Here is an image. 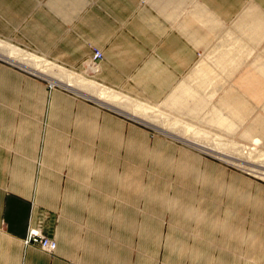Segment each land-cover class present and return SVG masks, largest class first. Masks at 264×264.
I'll return each instance as SVG.
<instances>
[{
    "label": "crops",
    "instance_id": "obj_1",
    "mask_svg": "<svg viewBox=\"0 0 264 264\" xmlns=\"http://www.w3.org/2000/svg\"><path fill=\"white\" fill-rule=\"evenodd\" d=\"M2 39L14 47L0 44V264H137L135 233L151 240L153 199L128 164L137 147L146 154L145 144L168 140L132 106L146 114L171 97L178 105L214 95L211 69L247 79L255 97L264 93V0H0ZM237 39L246 52H232ZM15 47L84 77L100 49L93 79L102 87L55 82L56 70L45 79L9 61L30 62L12 54ZM232 93L219 107L225 127ZM234 93L241 120L251 108ZM251 126L256 140L264 137L263 122ZM225 178L223 213L194 200L198 215L176 213L177 264H248V254L263 264L264 184L249 197ZM199 208L214 218H199ZM31 226L55 238L54 253L25 245Z\"/></svg>",
    "mask_w": 264,
    "mask_h": 264
},
{
    "label": "rangeland",
    "instance_id": "obj_2",
    "mask_svg": "<svg viewBox=\"0 0 264 264\" xmlns=\"http://www.w3.org/2000/svg\"><path fill=\"white\" fill-rule=\"evenodd\" d=\"M0 41L3 44L10 45L5 42V39ZM242 43L243 41L237 39V42L235 41L232 45V52H238L239 54L240 52H246L247 49L243 50L241 47ZM97 51L101 50L94 48L93 56L88 60L89 62L84 64L83 68L91 78L84 77L80 71H76L77 74H71L62 69H55L54 65L48 63L46 59L43 60L37 55L24 52L16 47L11 48L12 54L21 56L24 54L26 56H23L26 58L28 55L34 56L40 59L41 63L37 64V62L30 61L25 64L10 59L9 61L35 72L45 79H48L47 72L56 70L55 73L59 79L54 80L55 82H72L71 87L77 90L84 85L95 90L97 85H101L93 79L94 73L98 70L91 65L92 63L99 65L104 57L102 51V58L97 57ZM209 72L215 75V78L209 79L210 84L215 85L214 87L210 86L214 88V95L189 96L184 100V103L178 105L175 104L174 97H171L169 103L153 104L157 107L156 110L147 111L146 114V111L137 110L132 106L133 112L139 116V118L137 117L139 120L143 121V118L146 117L147 120L159 123V126L151 125L154 129L153 133L168 140L165 143L153 141L145 144L146 154L143 153L141 147H137L136 158L128 164V166L135 168L138 174V182L146 183V186L151 185L153 199L151 240L141 238L139 229L135 233L134 246L137 264L142 262L146 264H177L176 249L171 247L175 240L170 238L171 236L174 238L179 226L176 213L183 210L187 216L198 215L191 205L193 200L197 203L203 202V204L207 201L212 205L216 203L217 209L220 213H223L224 200L227 199L223 192L225 176L226 181L232 182L233 185L245 187L249 192V197L257 191V183L264 184V137H259V140H256L254 132H252L254 126H251L257 121L264 123V93L258 97L248 93L247 83L249 82L247 79L241 83L239 78L225 79L224 72L222 75L214 69ZM66 76L71 80L65 79ZM49 85L50 87L53 86L51 83ZM229 92H233L232 126L225 127L221 124L223 120L218 117V112L221 111L219 107L223 106V97ZM234 92H239L251 108L248 111V116L241 120L235 114L234 109L241 100ZM127 98L132 103L144 105L142 101ZM195 100H198V107L195 102L191 104ZM183 104H185L184 107ZM195 107L199 110H195ZM190 108H193V110H189ZM222 113L226 118L229 117L226 110H223ZM181 156L184 157V163L180 165L184 169L183 173H181L182 168H179L178 164ZM238 198H240V195ZM181 200L190 205L182 207L180 205ZM184 209L186 210L184 211ZM199 212L204 214L201 217L199 216L201 219L205 217L212 220L210 216L214 215L211 212L203 211L201 208H199ZM147 243L150 245V255L149 253H146V255L143 253L145 245L146 250L149 248ZM248 249L250 252V248ZM252 257L254 256L248 254V264L253 262ZM259 257L264 261V255H259Z\"/></svg>",
    "mask_w": 264,
    "mask_h": 264
},
{
    "label": "built area",
    "instance_id": "obj_3",
    "mask_svg": "<svg viewBox=\"0 0 264 264\" xmlns=\"http://www.w3.org/2000/svg\"><path fill=\"white\" fill-rule=\"evenodd\" d=\"M97 57L102 58L101 51H97ZM95 55V56H96ZM93 65V66H92ZM92 67L96 69L95 67L98 66L96 63H92ZM25 245H36L45 252L48 253H54L57 249V241L46 235L40 227L37 226H31L28 230V233L26 237L24 238Z\"/></svg>",
    "mask_w": 264,
    "mask_h": 264
},
{
    "label": "bare ground",
    "instance_id": "obj_4",
    "mask_svg": "<svg viewBox=\"0 0 264 264\" xmlns=\"http://www.w3.org/2000/svg\"><path fill=\"white\" fill-rule=\"evenodd\" d=\"M0 44H1V45H4L2 42H0ZM12 50H14V49H12ZM17 52L20 53L19 51H17ZM23 55H24V54H23ZM23 55H22V56H23ZM24 56H26V55H24ZM27 58L29 59V61H32V62H35V63L37 62V64L41 63V62H40L41 60L38 59V58H36V57H34V56H29V55H28ZM100 92H101V91H100ZM57 247H58V244H57Z\"/></svg>",
    "mask_w": 264,
    "mask_h": 264
}]
</instances>
